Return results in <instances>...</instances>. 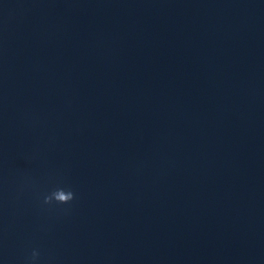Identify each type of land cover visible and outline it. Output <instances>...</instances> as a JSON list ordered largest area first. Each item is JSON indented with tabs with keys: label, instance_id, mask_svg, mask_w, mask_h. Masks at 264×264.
Wrapping results in <instances>:
<instances>
[{
	"label": "water",
	"instance_id": "1",
	"mask_svg": "<svg viewBox=\"0 0 264 264\" xmlns=\"http://www.w3.org/2000/svg\"><path fill=\"white\" fill-rule=\"evenodd\" d=\"M33 250L264 264V0H0V264Z\"/></svg>",
	"mask_w": 264,
	"mask_h": 264
},
{
	"label": "clouds",
	"instance_id": "2",
	"mask_svg": "<svg viewBox=\"0 0 264 264\" xmlns=\"http://www.w3.org/2000/svg\"><path fill=\"white\" fill-rule=\"evenodd\" d=\"M74 198L75 195L70 189L58 188L50 196H46L44 202L50 204L54 200L57 204H69ZM38 257L39 252L33 250L31 256L25 258V264H36Z\"/></svg>",
	"mask_w": 264,
	"mask_h": 264
}]
</instances>
